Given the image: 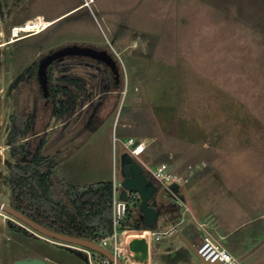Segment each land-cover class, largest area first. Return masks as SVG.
Here are the masks:
<instances>
[{
    "label": "rangeland",
    "instance_id": "1",
    "mask_svg": "<svg viewBox=\"0 0 264 264\" xmlns=\"http://www.w3.org/2000/svg\"><path fill=\"white\" fill-rule=\"evenodd\" d=\"M259 5L242 0H0V45L14 39V26L36 17L46 27L0 47V200L11 203L15 111L31 112L35 102L36 130L50 125L53 104L45 103L37 78L41 59L67 46L104 47L121 66V94L110 95L100 107L95 122L101 125H94L95 132L85 115L65 128L61 144L54 143L59 130L50 131L44 153L60 151L65 156L54 159L64 184L113 181L114 158L116 179L122 183L120 159L125 149L121 141L114 144V130L123 141L134 132L137 139L148 141L136 160L150 179L147 167L165 162L189 180L181 190L190 197L191 177L200 170L207 174L206 180H199L208 187L206 197L200 193V201L208 200L206 207L227 225H239L229 240L236 241L240 251H248L256 264H264V8ZM30 67L28 84L16 86L17 77ZM133 79L135 87L131 88ZM152 98L162 106L163 114L169 111V102L175 101L182 115L206 129L208 140L190 145L186 153L170 152V144L165 143L167 151L155 158L149 148L157 138L166 141L162 125L156 121L150 131L142 133L139 128L145 127L137 121L142 117L153 121ZM214 126L222 135L218 143L210 135ZM198 199L181 205L187 221ZM128 204L133 222L140 200ZM150 204L157 209L174 207L162 185ZM160 210L157 225L150 230L171 228ZM13 222L21 224L0 209V264H13L14 255L17 259L40 256L56 264H104L98 252L91 250L89 262L85 253L56 245L34 231L36 239L16 233ZM155 243L152 239L151 264L158 260L167 264L168 258L173 264H199L186 247L170 256L160 255ZM107 247L113 249L112 241Z\"/></svg>",
    "mask_w": 264,
    "mask_h": 264
},
{
    "label": "trees",
    "instance_id": "2",
    "mask_svg": "<svg viewBox=\"0 0 264 264\" xmlns=\"http://www.w3.org/2000/svg\"><path fill=\"white\" fill-rule=\"evenodd\" d=\"M67 57H70L72 62L69 63V67H64L59 76L53 72L54 70L50 72L53 85L51 94L55 100L52 115L56 124L64 123V130L69 128L79 116H88L99 111V107L110 93L121 94L120 84L114 81L109 66L102 62L96 64L92 60L78 58L82 56ZM32 69L30 67L20 74L14 82L15 85L27 82ZM77 70L79 72H76ZM135 82L133 79L129 87L134 88ZM150 82L155 85V78ZM151 101L153 121L151 122L147 117L137 121L145 127L139 128V132L142 133L150 131L151 123L158 121L162 125L163 136L167 142H163L164 138L161 137L162 139L157 138L150 145L149 149L153 151L155 158L167 151L165 143L170 144V152L186 153L190 145L204 138L208 140L206 137H210L209 134L206 136L204 127L196 126L194 119L191 120L177 110L175 101L169 102V111L167 112L166 109L165 114L160 111L162 106L156 105V99L152 98ZM179 117L183 119L178 122ZM34 123V107L31 112L19 109L15 111L11 129L12 155L15 158L11 176V206L41 225L60 233L89 240H96L98 236L110 234L112 232V181H101L86 186L64 184L54 159L55 157L62 159L65 156L61 157L60 151L54 155L45 154V141L35 152H30L28 143L25 142L33 132ZM212 129L214 130H211L210 135L214 134L216 143L220 142L222 135L219 134V129L215 126ZM160 209L158 208L159 216ZM132 219L129 209L128 220L123 224L124 229L128 227L142 231L143 227L138 216L133 222ZM20 223H11L13 231L25 237L37 238L30 227ZM52 240L57 243L56 245L64 247L58 244L59 241Z\"/></svg>",
    "mask_w": 264,
    "mask_h": 264
},
{
    "label": "water",
    "instance_id": "3",
    "mask_svg": "<svg viewBox=\"0 0 264 264\" xmlns=\"http://www.w3.org/2000/svg\"><path fill=\"white\" fill-rule=\"evenodd\" d=\"M67 56H83L92 58L101 61L109 66L114 73L117 72L116 62L107 50H99L89 46L79 45L64 47L60 50L54 51L49 55H46L40 61L37 77L40 83L41 90L43 92V96L45 98H47L50 93L48 86V67L54 61ZM138 143L139 142L137 141L136 145ZM120 160L123 182L119 197L123 201H128L131 192H135L139 195L140 222L144 229L142 233L132 234L128 237V249L130 252V256L134 264H151L152 230H150V228H154L157 225L159 215L157 209L153 207L150 202L156 195L158 186L147 177L145 169L130 154L123 153ZM168 186L172 192L168 194L172 199H178V197H181L180 199L184 201L180 194L181 189L178 185L168 183ZM0 209L30 227L34 231V233H38L43 237L49 239H54L56 241H59V243L73 244L88 248L108 257L111 260H114V256L109 251L101 247L93 240L71 236L47 228L2 200H0ZM163 244L167 245L165 249H162ZM184 247L189 249L198 257L199 264H220L219 261L212 263L211 261L206 260V258L199 253L198 247L181 229H177L168 237L159 238L155 243V249L160 255L170 256L175 252L180 251ZM116 262L117 264H124L120 260H116ZM13 264L56 263L49 262L45 258L40 256L17 259L14 255ZM157 264H160V260H158Z\"/></svg>",
    "mask_w": 264,
    "mask_h": 264
},
{
    "label": "built area",
    "instance_id": "4",
    "mask_svg": "<svg viewBox=\"0 0 264 264\" xmlns=\"http://www.w3.org/2000/svg\"><path fill=\"white\" fill-rule=\"evenodd\" d=\"M37 18L39 17H36L34 20H36ZM29 21H27L24 24L25 27L23 25L14 26L11 29L12 38H21L27 34H36L45 29V28L39 29L34 27L28 28L27 24ZM113 141L114 144L121 141L125 149V153L130 154L135 159L136 157H139L141 154H143L147 149L146 142H144L143 140H139L136 137H129L123 141L121 138L117 137L115 132H114ZM137 141L139 143L136 145ZM147 169L151 175V179L148 176L147 177L150 180H152L158 187L162 185L167 193L171 192L168 183L176 184L180 187V189H182V187L188 184L189 182L187 178L179 175L176 172L171 171L169 165L165 162L159 163L153 167L149 166L147 167ZM121 188H122V183L117 182L116 173H115V164H114V177L112 181V232L105 236H98L96 240H93L94 242L99 244L101 247L105 248L114 256V260H111L108 257L100 254L102 256L104 264H117L116 260H120L124 264H134L128 249V237L132 235L129 233L133 232L134 234H138L140 233V231L132 230V229H124L123 224L125 221L128 220L129 201L136 199L140 200V198L137 193L131 192L128 201L121 200L119 197ZM180 198L178 197L179 200L178 199H174V200L178 204L185 205L186 203L182 201ZM183 222L184 219L182 217V219L179 221L178 224L173 225L170 229L166 231H151L152 239L158 240L159 238L170 236L177 229H179L178 228L179 225ZM110 241H112L113 244L112 250L108 249L107 247ZM58 244L85 253L87 255L89 262H91L90 249L78 245L67 244V243L64 244L58 243ZM197 247L199 249V253L203 257H205L206 260L211 261L212 263L219 261L220 264H240V262L233 255H231L227 251V249H225L223 246L217 243L210 236L204 237L201 243Z\"/></svg>",
    "mask_w": 264,
    "mask_h": 264
},
{
    "label": "crops",
    "instance_id": "5",
    "mask_svg": "<svg viewBox=\"0 0 264 264\" xmlns=\"http://www.w3.org/2000/svg\"><path fill=\"white\" fill-rule=\"evenodd\" d=\"M52 21L53 20H49L50 23H52ZM41 32H43V31H41ZM41 32H39V33H41ZM39 33H36V34H39ZM36 34H29V35H36ZM23 37H26V36H23ZM23 37H21V38H23ZM21 38H14L12 40H4V41H2L3 44L0 45V47H2V46L6 47L9 44H11V43H13L16 40L21 39ZM24 84H28V81L25 82ZM113 94H116V93H110L108 95V97L105 99V101L110 97V95H113ZM104 102L102 103V105L100 107H102L104 105ZM100 107H99V109H100ZM52 113L53 112H51V116H50V119L48 121L49 122L48 124H50L48 127H53L56 124V122H55V124H53L54 118H53ZM82 117L84 118V116H82ZM85 117H86V122H89V125H90V122H93L91 124L92 128L96 124H97L98 128L100 127L101 123L95 122L100 117L99 111H97L94 114H89L88 116H85ZM126 118L128 119V117H126ZM117 121H118V118H117ZM85 128L90 129V128H88V124H85ZM97 129H95V127H94L93 130L92 129H90V130L95 132ZM117 129H118V126H117ZM117 129H116V131H117ZM122 131H123V129L121 130V133H122ZM114 132H115V130H114ZM79 136L80 135L78 134L76 136V138H78ZM127 137L129 138V137H133V136L127 135ZM76 138H74V139H76ZM146 140H145V142L147 143L148 141H146ZM114 164H115V158H114ZM206 178H207V174H203L201 170L198 173H196L194 176L191 177V183L190 184H193V186L190 188L192 193L189 194L191 198L188 197V194L186 192H184V190H181V196L187 205L192 203L191 202L192 199L196 198V196H199L198 205L195 206V210L194 211H193V209L189 210L190 215L192 216V219H189L188 221L185 219V211H181V204H179V206H178L179 211H176L175 207H170V208H165V209H164V207L163 208L160 207L162 210L164 209L163 212H165V214L167 216V224L170 223V226L172 227L173 225L178 224L179 221L183 217L184 222L181 223L178 228L181 229L196 246H198L201 243V241L203 240L204 237L210 236L217 243H219L221 246H223L225 249H227V251L231 255H233L240 262V264H256L253 260V257H251V255L248 251L247 252L240 251L238 249L239 244H237L236 241H230L229 240V238L235 234L239 225H237V224L227 225L222 218L218 217L214 213L215 211L213 212V210H210L209 208L206 207L207 206L206 202L208 203V200L207 201L206 200L200 201V199L203 198V197H200V195H201L200 193L202 192L204 194V197H206L207 192H208V189H207L208 187L204 186V184H205L204 181L200 182L199 180H202V179L206 180ZM196 190L198 191V193ZM193 192H194V194H193ZM175 220H176V222H175ZM183 225H186L185 226L186 229L181 227ZM201 229L204 230L203 231L204 233L201 232ZM129 234H134V233L131 232ZM238 252L240 254H238ZM173 263H174V260H172V258L167 259V264H173Z\"/></svg>",
    "mask_w": 264,
    "mask_h": 264
},
{
    "label": "flooded vegetation",
    "instance_id": "6",
    "mask_svg": "<svg viewBox=\"0 0 264 264\" xmlns=\"http://www.w3.org/2000/svg\"><path fill=\"white\" fill-rule=\"evenodd\" d=\"M242 1H250V2H257L258 4H260L259 6H261L262 8H264V0H242ZM95 48V47H94ZM96 49H99V50H107L106 48L104 47H96ZM108 51V50H107ZM109 52V51H108ZM110 55H112L110 52H109ZM112 57L114 58L115 62H116V67H117V72L114 73L110 67L109 70L111 71L112 73V77L114 79V81L116 82V84H120L121 81H122V71H121V66L120 64L116 61L115 57L112 55ZM78 58H83V59H89V60H92V62L96 63V64H99L101 61H98V60H95V59H92V58H88V57H78ZM72 61L70 60V57H63L61 59H58L56 61H54L49 67H48V86H49V90H50V93H49V96L47 98H45L43 96V92L42 90L41 91V94L44 98V101H46L45 103H50L52 102V104L54 105V98L51 94V90H52V80H50V72L52 70H54L53 72L55 74H57V76L60 75V73L62 72V70L67 67H69V63H71ZM103 63V62H102ZM39 82V80H38ZM39 87H40V83H39ZM41 89V87H40ZM33 107L35 109V123H34V127H33V132L29 135V137L25 140L26 143H28V146H29V150L30 152H35L36 149L39 147V145L45 141V146H48L49 145V135L52 134V132L50 133V131L52 130H59L58 133H57V136L54 140V143L55 144H61L62 140L64 139V123H60V124H56L54 125L53 127H48V128H45L41 131H37L36 130V124H37V114H36V104H33ZM34 147V149H33ZM171 198V197H170ZM173 200V204H174V207L175 206H179V204L174 200ZM11 205V204H10ZM154 207V206H153ZM157 209V208H156ZM158 210V209H157ZM139 220H140V214L137 215Z\"/></svg>",
    "mask_w": 264,
    "mask_h": 264
},
{
    "label": "bare ground",
    "instance_id": "7",
    "mask_svg": "<svg viewBox=\"0 0 264 264\" xmlns=\"http://www.w3.org/2000/svg\"><path fill=\"white\" fill-rule=\"evenodd\" d=\"M47 25V24H46ZM25 27V25H23ZM28 28H46L45 27V22L42 21L41 19L37 18L36 20L32 19L28 22L27 24Z\"/></svg>",
    "mask_w": 264,
    "mask_h": 264
}]
</instances>
